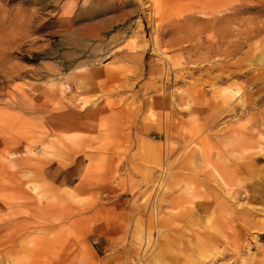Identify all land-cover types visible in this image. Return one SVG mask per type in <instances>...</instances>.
Wrapping results in <instances>:
<instances>
[{
    "label": "rangeland",
    "instance_id": "374dc122",
    "mask_svg": "<svg viewBox=\"0 0 264 264\" xmlns=\"http://www.w3.org/2000/svg\"><path fill=\"white\" fill-rule=\"evenodd\" d=\"M0 264H264V0H0Z\"/></svg>",
    "mask_w": 264,
    "mask_h": 264
}]
</instances>
